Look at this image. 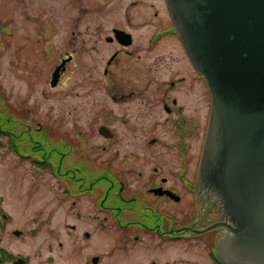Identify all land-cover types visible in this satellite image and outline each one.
<instances>
[{"label": "flooded vegetation", "instance_id": "obj_1", "mask_svg": "<svg viewBox=\"0 0 264 264\" xmlns=\"http://www.w3.org/2000/svg\"><path fill=\"white\" fill-rule=\"evenodd\" d=\"M114 1L95 0L94 6ZM124 1L123 25L111 28L103 38L119 47L108 56L104 77L114 79L121 54L134 58L129 48L135 40L129 29L136 27L152 29L145 46L148 52L162 43L179 45L185 74L159 86L161 100L151 101V62L148 57L139 61V55L142 70L129 72L146 77V85L103 86L112 93L111 101H135L130 107L138 116L124 122L130 130L137 125L135 118L142 122L137 132L129 133L127 150L121 148L122 138L104 124L97 127L101 144H89V133L78 130L65 136L46 128L35 130L11 111L7 92L0 88L2 156L24 163L12 173L49 175L57 184L56 195L60 193L55 197L50 190L43 196L35 185L18 189V177L5 175L12 166L0 165V264H264L262 198L255 204L245 198L219 200L212 191V177L208 181L201 177L215 137L216 106L186 45L188 32L180 15L171 0ZM25 15L26 23H37L38 15ZM11 23L13 17L0 16L2 35L9 33ZM125 40H131L130 47L122 45ZM1 44L5 48V42ZM10 57L7 61L0 56V65L20 67L34 84L31 78L38 74L43 56ZM73 58L57 57L46 74L50 86L56 68L64 64L62 77ZM167 71L177 76L176 71ZM197 88L205 99L201 117L183 102L193 99ZM153 108L159 117L146 116ZM105 111L96 113L94 122ZM211 162L208 171L214 170Z\"/></svg>", "mask_w": 264, "mask_h": 264}, {"label": "rangeland", "instance_id": "obj_2", "mask_svg": "<svg viewBox=\"0 0 264 264\" xmlns=\"http://www.w3.org/2000/svg\"><path fill=\"white\" fill-rule=\"evenodd\" d=\"M123 1L116 0L108 3L110 5L95 7V0H0V16L14 18V23L8 26L9 33L4 35L0 33V56H6L7 61L11 59L10 56L40 58L43 56V59H46L44 56H49L44 61L46 65L40 66L43 59L40 60L38 74L32 75L31 78L33 81L36 80L34 84L29 83L30 79L21 74L20 67L4 68L0 65L2 69L0 88L4 87L7 92L11 111L17 116L21 114L24 117L22 121L29 126L33 124L35 130L46 128L60 136L74 134L75 130L83 134L89 133L87 134L89 144H101L96 137L97 127L104 124L122 138L121 148L127 150L131 144L128 140L129 133L137 132L142 121L135 118L137 125L134 130H130L128 123L124 121L126 117L138 116L130 107L134 100L123 102L118 98L111 101L112 93L103 90V86L115 83L122 85L119 87L126 86V89H129L128 85H146V77L129 72V69L142 70L136 57L140 55L139 61L146 62L148 57L151 62L149 74L151 101L161 100L159 86L185 74L183 69L185 64L183 50L177 44L162 43L149 52L146 51L147 37L152 29L149 31L136 27L129 29L135 40L133 46L129 48L134 58L127 59L121 54L119 63L115 66L114 79L112 78L114 81L104 77L102 71L106 60L119 47L106 42L103 38L111 28L123 25L124 8L127 3ZM26 13L38 15L37 23H26ZM4 42L5 48L1 44ZM125 47L128 48L130 45ZM61 54L74 58L56 85L50 86L46 74ZM157 59L159 60L156 61ZM167 69L176 71L177 76L172 77ZM183 102L190 105L188 111L202 116L205 99L198 88L193 99ZM100 110L106 111L94 122V115ZM107 112L109 114L104 118ZM146 116L159 117L160 113L157 108H153ZM128 119L130 121V118ZM15 128L21 129V126ZM161 130L166 132L164 129ZM78 149L79 147H76V151ZM3 154L4 151L0 148V165L12 166L10 172L5 175H9L12 180L17 177L20 179H15L18 189L31 186L33 189L35 185L43 196L50 190H53L55 197L60 195V193L56 195L57 184L47 174L33 178L29 172L12 173L24 163L14 161L11 157H3ZM163 158L167 160L166 157ZM25 164L27 166V163ZM2 169L3 167H0V170ZM34 193L39 196L38 191L34 190Z\"/></svg>", "mask_w": 264, "mask_h": 264}, {"label": "water", "instance_id": "obj_3", "mask_svg": "<svg viewBox=\"0 0 264 264\" xmlns=\"http://www.w3.org/2000/svg\"><path fill=\"white\" fill-rule=\"evenodd\" d=\"M171 4L188 32L186 45L216 106L215 137L201 177H212L219 200L245 198L255 204L262 198L264 208V0ZM63 70L64 64L56 68L52 86ZM207 162L213 163V171L207 170Z\"/></svg>", "mask_w": 264, "mask_h": 264}]
</instances>
